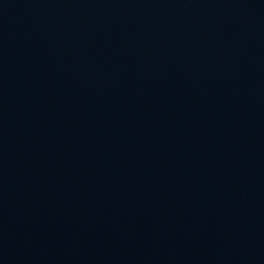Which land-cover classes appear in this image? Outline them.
Wrapping results in <instances>:
<instances>
[{
	"label": "water",
	"instance_id": "95a60500",
	"mask_svg": "<svg viewBox=\"0 0 264 264\" xmlns=\"http://www.w3.org/2000/svg\"><path fill=\"white\" fill-rule=\"evenodd\" d=\"M0 264H264V0H0Z\"/></svg>",
	"mask_w": 264,
	"mask_h": 264
}]
</instances>
